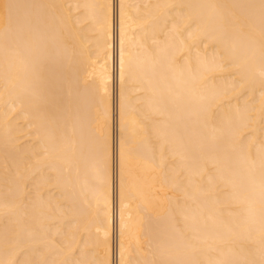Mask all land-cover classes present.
<instances>
[{
	"label": "bare ground",
	"instance_id": "obj_1",
	"mask_svg": "<svg viewBox=\"0 0 264 264\" xmlns=\"http://www.w3.org/2000/svg\"><path fill=\"white\" fill-rule=\"evenodd\" d=\"M0 264H264V0H0Z\"/></svg>",
	"mask_w": 264,
	"mask_h": 264
}]
</instances>
